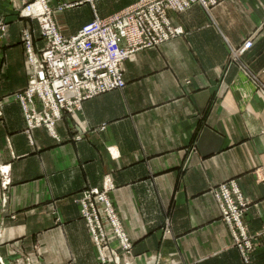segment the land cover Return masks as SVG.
<instances>
[{"label": "crops", "instance_id": "obj_1", "mask_svg": "<svg viewBox=\"0 0 264 264\" xmlns=\"http://www.w3.org/2000/svg\"><path fill=\"white\" fill-rule=\"evenodd\" d=\"M17 1L0 0L6 25L0 30V166L11 178L4 189L0 174V264L26 257L28 264H113L101 263L75 201L81 191L102 187L107 175L116 185L109 196L134 243V264H157L160 253L159 264H244L209 189L237 179L252 202L249 230L264 231V93L250 79L258 74L264 84V0L171 11L182 36L126 60L123 89L66 114L57 123L59 138L36 128L33 144L12 95L29 78L22 30H31L37 50L44 43L38 23L19 17ZM137 1L48 3L61 33L71 37L96 14L107 17ZM249 40L243 68L232 61L226 69L231 50ZM77 124L86 129L80 141L73 139ZM169 216L172 234L165 239ZM253 258L264 264V236Z\"/></svg>", "mask_w": 264, "mask_h": 264}, {"label": "built area", "instance_id": "obj_2", "mask_svg": "<svg viewBox=\"0 0 264 264\" xmlns=\"http://www.w3.org/2000/svg\"><path fill=\"white\" fill-rule=\"evenodd\" d=\"M223 1L140 0L105 18L101 19L96 15L92 22L82 27L71 38H66L61 33L55 19L56 12L47 0L31 1L33 4L25 11L27 15L39 20L40 31L46 35V44L45 48L36 51L32 32H23L29 80L26 95H18L28 127L34 129L41 127L43 122L50 123L49 129L52 132L53 124L62 119L65 109L74 111L79 109L86 99L123 89L125 81L121 64L124 61L134 58L144 49L154 48L184 33L182 26L173 25L170 11L182 13L195 3L211 11ZM252 46L251 40L245 41L239 48L231 50L232 56L239 59ZM37 53L43 54L40 56ZM37 97L43 101V109L37 106ZM42 113L52 117L45 119ZM5 174L6 187L10 179L8 172ZM234 183L236 182H232L230 186L226 184L225 190H230L228 187L231 188ZM234 189L239 191L237 187ZM94 194L91 190H86L75 201L81 206L80 214L105 260L104 248L109 246L115 226L108 215L100 214V211L106 209V202L95 201V205L93 204ZM105 198L109 199V194ZM96 209L99 216L101 215L100 221L91 219V212ZM116 226L118 230L124 231L118 220ZM127 242L129 243L128 240ZM24 260L28 264V257L20 259V264H24ZM107 261L108 258L105 262Z\"/></svg>", "mask_w": 264, "mask_h": 264}, {"label": "rangeland", "instance_id": "obj_3", "mask_svg": "<svg viewBox=\"0 0 264 264\" xmlns=\"http://www.w3.org/2000/svg\"><path fill=\"white\" fill-rule=\"evenodd\" d=\"M31 1L32 2H37L38 0H18L17 1V5H16V10L18 11L19 17H21V18H28V19L33 20V21H36L38 23V33H39V37L41 38V40L44 43V45L42 46V48H45V44H46L45 37H46V35L43 34V33H41L42 30L40 31L41 27H40L39 20L37 18H34L32 16L27 15V12L25 11V9L30 4H33ZM220 4H218V5H220ZM206 11L207 12H210L208 10H206ZM113 14H115V13H113ZM113 14H111V15H113ZM96 15H95V17H96ZM169 16H170V14H169ZM95 17H94V19H95ZM100 18L102 19V18H105V17H100ZM3 22H4V19H2L0 21V30H3L4 31L5 28H6V25ZM172 23H173L174 26H180V25L174 24L173 21H172ZM26 30H29L31 32V30L28 29V28L23 29L22 30V33H21V38H22V44L24 45V48H25L26 62H27V60H28V57H27V49H26V44H25L24 39H23L24 38L23 37V32H25ZM74 35H72V36H74ZM64 37H66V36H64ZM71 37H66V38H71ZM178 37H180V36H178ZM174 38H176V37H174ZM33 40H34V46H35V38H34V35H33ZM165 42H163V43H165ZM163 43H161V44H163ZM161 44H159V45H161ZM159 45H157V46H159ZM35 49H36V46H35ZM41 49H39V50H41ZM149 49H151V48H149ZM39 50L36 49V51H39ZM42 54H38V55L41 56ZM131 59H133V58H131ZM127 60H129V59H127ZM232 61H234L235 63H238V65L241 68H243V65L241 64V62H239L240 61V58L239 59L236 58V57L234 58V56H232V53L230 52L229 61H228V64H227L226 69L231 66V62ZM26 62H25V68H26V65H27ZM123 63L121 64V69H122ZM122 75H123V73H122ZM255 76L250 77V79L256 85L258 91L264 93L263 92V90H264V84L262 83V81L259 80L260 78H259V75L258 74H257L256 77ZM123 78H124V76H123ZM223 79H224V77H223ZM223 79H222V82H223ZM28 80H29V78H28ZM124 81H125V86H126V80L124 79ZM27 86H28V82H27L26 86L23 89H21V90L17 91L16 93H14L12 95V97L15 100H17L19 102L20 106H21L22 114H23V117H24V120H25V124H26L25 132L28 134V137L30 139V142L33 144L34 143V140H33V132H34V130L36 128L31 129L33 127H28V122H27V119H26L24 110L22 108V104L20 102L21 101V99L19 97L20 95H18V94H23L24 93L23 95L25 96L26 95V92H27V88H26ZM116 90H119V89H116ZM112 91H114V90H112ZM36 104H37V106L40 109L41 108L42 109L44 108L43 101L41 99H39L38 97H37ZM81 108H82V105H81V107H79V109H81ZM79 109L77 108L74 111H68L67 109H65V112L63 113L62 119L64 118V116L66 114L74 115ZM42 116L45 119L48 116L50 118L52 117L51 115H47V114H44V113H42ZM61 120H59V121H61ZM57 123H54L53 124L52 132L49 129L50 128L49 127L50 123L47 124V123L43 122L42 125H41V127L44 128L52 136L58 137L57 130H56L57 129ZM35 127H37V126H35ZM37 128H39V127H37ZM74 129L76 130L77 133L75 134V136L73 137V139L74 140H77V141L82 140L83 139L82 138V135L86 132V129L84 128V126H82L80 124H77V125H75ZM29 131H32V132L30 133ZM195 148L196 147H193V149H195ZM6 172H8V177H9L10 183H11V178L9 176V169H5V168H3V167L0 166V174L2 176L1 182H2V187H4V189H8V186L10 185V183H9V184L6 185V187L4 186V182L6 180V174H5ZM259 178H261L260 180L264 182V177H259ZM232 182H236V183H234V185H232L231 188L228 187L230 190H225L224 186H227L226 184H228V186H230V184ZM234 187H237L239 191L238 192L235 191ZM115 188H116V185L114 184L112 177L110 175H107L103 179L102 187H100V188L99 187H95V188H91V189H86V190H91V192H94L95 193L94 194V197L92 199L93 204L95 203V201H97V202H104L105 201L106 202V209L103 210V211H100V214L108 215L109 220L111 222H113L114 223V226H115L114 234H113V236L110 237V239L112 237L113 238L109 242V246H106L107 249L110 251L109 257H107L105 255V253H104L105 260H103L102 255H101V253H100V251L98 249L99 254H100V258H101L100 261H101V263L134 264V262L136 261L135 260L136 259V256L134 255V243H133L132 239L129 237L127 231L125 230V228L123 226V223H122V221H121V219H120V217L118 215V211H117V209H116V207H115V205H114L111 197L109 196L110 197L109 199H106V198L104 199V197L108 196L109 193L111 194V191H113ZM86 190L81 191L80 195L84 191H86ZM99 192L101 194H103L104 197L101 196V194H99ZM209 193L212 195V197L214 198V201L216 202V204L218 206L221 221L225 223V225L227 226L228 230L230 231V234H231V237H232L231 247L232 248H236L239 251V253L241 255V258H242L244 264H255L254 263L253 254H254V252L256 251V249H257V247L259 245V239L264 236V231H261V232H258V233H252L249 230V228H248V223L246 221V217L248 215V212H249L250 207H251V204H252L251 200L248 199L245 196V194L243 193V191H242V189H241V187H240L237 179H230L229 181L220 183L218 185H211L210 186V189H209ZM80 195H78V197H76V198L81 197ZM6 196H7V194H6ZM76 198H75V200H76ZM80 213H81V206H80ZM91 213H92L91 219H94V221H100V216L101 215L99 216L97 209L94 212L92 211ZM81 217H82V215H81ZM117 220L122 225L124 231L117 229V226H116L117 225ZM169 234H172L171 218H170V216L166 218V221H165V224H164V227H163V238L166 239V237ZM127 240L129 241V243L127 242ZM93 241H94V239H93ZM127 249L128 250H131V251L128 252ZM106 258H108L109 261L105 262L106 261ZM148 258H150V257H147V259ZM161 259H162V253L158 254L157 264H159V262H160Z\"/></svg>", "mask_w": 264, "mask_h": 264}]
</instances>
